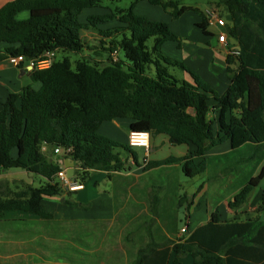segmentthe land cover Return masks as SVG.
<instances>
[{
	"label": "trees",
	"instance_id": "obj_1",
	"mask_svg": "<svg viewBox=\"0 0 264 264\" xmlns=\"http://www.w3.org/2000/svg\"><path fill=\"white\" fill-rule=\"evenodd\" d=\"M148 1L170 11L174 20L188 12L198 14L197 27L205 37H213L199 9L181 6L180 0ZM100 2L15 0L0 9V63L18 56L38 60L48 53L84 55L74 67L67 55L62 60L56 57L49 69H33L31 80L40 88L25 87L1 103L0 171L23 170L45 182L12 191L0 180V214L22 211L52 219L45 199L73 193L66 192L56 179L65 170L62 159L81 164L76 181L82 184L93 172L126 171L127 161L118 151H129L137 161L132 147L99 133L105 122L117 119H130L131 132L166 135L172 144L194 149L184 159L152 162L150 168L182 162L184 173L193 179L211 168L216 172L220 165L237 168L257 160V166L264 160V0L224 3L231 22L229 38L238 43L228 44L235 50L227 55L230 85L224 94L163 53L164 44L180 45V37L169 24L137 15L136 3L128 10L91 14L81 21L83 12L99 7ZM24 12L29 17L19 19ZM88 30L99 35V46L92 47L84 39ZM151 39L155 41L152 49L147 45ZM120 52L125 60L120 59ZM170 68L188 73L193 83L173 76ZM190 108L196 116L188 114ZM213 112L216 119L209 117ZM226 142L231 145L230 153L207 157ZM44 147L60 149V161H50ZM263 181L264 164L229 207L243 209ZM182 200L187 203L185 196ZM64 204L78 206L66 197ZM256 213L246 220L222 221L217 211L208 223L182 237L152 238L129 264H168L171 254L175 255L174 264L187 255L193 257L194 264H264V189Z\"/></svg>",
	"mask_w": 264,
	"mask_h": 264
},
{
	"label": "crops",
	"instance_id": "obj_2",
	"mask_svg": "<svg viewBox=\"0 0 264 264\" xmlns=\"http://www.w3.org/2000/svg\"><path fill=\"white\" fill-rule=\"evenodd\" d=\"M13 1L15 0H0V9ZM225 1L221 3V11H224L229 18L224 6ZM20 15L19 19L23 20ZM219 15L221 16V13ZM199 22V17H196L192 19L191 24L202 33L197 27ZM229 23L227 28H209L213 37L208 38H214L215 47L212 44L213 40L207 39L202 41L198 39L188 43L181 41L180 45L173 42L177 44V49L180 52L186 53L190 58L205 60L207 56V63L203 65L202 62L194 67L189 66V69L200 75L205 81L212 79L214 81L212 87L219 94H224L230 85V80L227 77L226 59L227 55L235 50L219 41V34H226L229 37L230 19ZM198 42H202V44H197ZM166 46L167 43L164 44L162 51ZM201 50H207L210 53L205 56ZM235 67L232 66V68ZM32 71L29 63H23L18 67L11 65L8 59L0 63V107L1 103H4L11 94L19 93L25 87L32 86L36 90L40 88V84H33L31 80ZM181 79L193 83L191 76L186 72ZM209 117L216 119L217 113L213 112ZM131 123L130 119L105 122L99 133L121 145L129 146ZM135 148L144 151L143 163L140 162L139 152H136ZM131 149L136 153L137 161L129 151H118L122 160L127 161L126 171L111 174L102 171L93 172L91 178L83 184L82 190L65 196L68 200L77 203L78 206L71 207L64 204L65 197L45 199L46 207L50 203L49 208L54 207L57 210L56 213H53L48 209L53 214V218L50 220H63L69 224L67 232L69 252L66 256L57 253L56 246L59 241L55 238L59 237L58 232L55 233L56 237L49 233H39L34 238L45 239V241L38 243L24 241L25 256L33 255L28 252L30 247L33 249L30 250L37 253L35 255L37 258H34L35 262L32 264H62V261H66L67 264H129L135 260L140 248L150 242L152 238L160 240L182 237L188 231L192 232L208 223L212 214L217 211L222 221H231L236 218L246 220L257 215L256 210L261 195L258 193V188L264 189V181L256 188L249 203L243 209L235 211L229 207V204L234 201L239 190L253 176L259 174L264 160L256 166L254 172L248 164L237 168L221 165L215 167L216 181L210 186L204 179L197 180L200 176L193 179L188 178L183 171L182 162L154 168L148 167V164L152 162L172 158L184 159L194 151L191 146L174 145L166 135L155 134L151 136L149 149L143 147H132ZM231 151L230 143L226 142L213 148L207 157L220 156ZM43 152L54 163L59 162L62 157L61 153L55 154L54 150L49 147H44ZM62 160L65 168V159ZM65 170L69 175L68 170ZM78 170H80V166L75 162L73 169L75 180ZM33 178V174L23 170L0 171V180L7 190L21 191L30 186L38 187L32 182ZM40 178L42 179L40 183H44L45 180ZM73 196L75 200H73ZM183 196L187 198V203L181 201ZM59 198L62 204L67 206L66 212L59 213L60 205H54L57 204ZM9 212L22 213V211ZM9 212L0 214V222L45 220L26 212H23V215L10 217ZM183 229H186L184 234H182ZM22 231L27 235L26 229L20 232ZM10 232L11 230H8L7 233L0 231V238L6 239ZM36 244L40 246L37 249L34 248ZM0 245L9 246L8 242L2 240H0ZM0 252L3 254L4 250H0ZM0 258L5 257L0 256ZM174 259L175 255L171 254L168 264H174ZM24 262V260L19 261V263ZM180 264H194L193 257L191 255L183 257Z\"/></svg>",
	"mask_w": 264,
	"mask_h": 264
},
{
	"label": "rangeland",
	"instance_id": "obj_3",
	"mask_svg": "<svg viewBox=\"0 0 264 264\" xmlns=\"http://www.w3.org/2000/svg\"><path fill=\"white\" fill-rule=\"evenodd\" d=\"M164 1H170V0H164ZM223 2L224 0H180L181 6L194 7L196 9H199L202 12L209 8L216 9L219 14L221 13L222 18L227 24L226 26L222 28H227V26L230 25V23H229V18L227 17V15L224 13V11H221L222 10L221 3ZM133 3H136L134 12L137 15L145 16L152 21H159V22H164V23L169 24L170 28L172 29L174 33H177L180 38H184L183 40L180 39L182 43L183 42L185 43L193 42L198 39L201 41L207 39V40H213L212 44L214 47L216 46L214 42V38H211V39L208 37L205 38L204 35H202V33H200L199 30L194 28V26L191 24V21L193 18L199 17L198 14L194 12H188L180 20H174L170 14V11L167 12L162 7L151 4L148 0H101L99 7L88 9L83 13V15L81 16V21L85 22L86 18L91 14H105V13H109L112 10L114 11L117 8L128 10L132 6ZM28 17H29L28 13H24L20 15V18L22 19H25V18L27 19ZM209 28L222 29L217 26H210ZM83 37L92 47L99 46L100 37L95 31L93 30L85 31L83 34ZM154 42H155L154 39H151L148 41L147 45L150 49H152V47L154 46ZM197 44H202V42H198ZM163 51L165 55L167 54L169 57L173 59H176L180 62L183 61L182 63L186 62L184 64L188 68L202 64V62H203V65L207 63L208 58L206 55L210 53L207 50H201V53L205 54L206 59L205 60H195L194 58L188 57L186 53L180 52V50L177 49V44L173 42L167 43V46L165 47ZM89 52L92 53V51H89ZM56 55H57L56 56L57 60H62L65 56L68 55L71 61L73 62V67L75 63L78 60H81L84 56V55L65 54V53H58ZM117 56L118 55H116V57ZM119 57L120 59L125 60V55L123 52L119 53ZM98 60L104 62L105 59L98 57ZM170 72L173 76L177 77L178 79H181L184 76V72L179 68H170ZM206 82H208L211 86H213L214 84V81H212V79H207ZM135 151L139 152L140 162L143 163L144 156H145L144 151L136 149V148H135ZM214 157L216 156H212L209 158H214ZM257 162H258L257 160H254L252 163L248 165L253 168L256 166ZM238 167H243V164ZM215 173L216 172H213L211 168L209 172L203 175H200V177H198L197 180L204 179L205 181H207V183L210 186H212L213 184H215V181H216ZM40 180L42 179L38 175H34L32 182L36 186L39 187L41 185ZM13 188H15V186H13ZM260 188H258V193H262L263 191V189L261 190ZM210 189L209 191H211ZM74 198L75 197L73 196V200H75ZM54 205L55 206L60 205L58 207L59 213L66 212V210H68L67 206L62 204V202L60 201V198L57 204H54ZM49 206H50V203L47 204V210L49 209L50 212L52 210L53 213L54 212L56 213L57 210L54 207L49 208ZM16 213H20V212H9L8 214L10 215V217H14V215H23V212L20 214H16ZM25 229L27 231V235L24 234L23 231L20 232L21 230H25ZM68 229H69L68 222L63 221V220H58V221H51V220L50 221L29 220L28 221L26 220L23 222H19V221L0 222V231H6L7 233L8 230H11L9 237H6V239L0 238V240L6 241L9 244L8 247H5L4 245L3 246L0 245V250H4L3 254L0 252V256L5 257L3 259L0 258V264H32L33 262H35L34 258H37L35 256L37 253H34V251H32L33 250L32 247H30V249L32 250L28 249V252L29 254H33V255H28V256L24 255L25 254V252H23L24 245H25L24 241H28V242L36 241L37 243L41 241H45V239L34 238V236L39 233H49L56 237L55 233L58 232L59 237L55 238L59 241L58 246H56L57 253L59 254L61 253V255L66 256L67 252H69V248H68L69 239L67 237ZM39 247L40 246L37 244L34 246L35 249ZM22 260H24L25 262L19 263V261H22ZM62 264H67V262L62 261Z\"/></svg>",
	"mask_w": 264,
	"mask_h": 264
},
{
	"label": "built area",
	"instance_id": "obj_4",
	"mask_svg": "<svg viewBox=\"0 0 264 264\" xmlns=\"http://www.w3.org/2000/svg\"><path fill=\"white\" fill-rule=\"evenodd\" d=\"M204 14L208 20L209 27L217 26L224 27L226 23L224 19L221 18L218 11L214 8H209L204 11ZM220 43H224L226 45L229 44V37L226 34H219ZM238 53V52H235ZM56 53H48L43 58L38 60L26 61V58L23 56L18 57H10L8 61L11 65L18 67L23 63H29L32 69L44 70L52 67L53 63L56 60ZM150 139L151 135L149 132H130L129 136V146L130 147H143L149 149L150 147ZM55 154H60V149H55ZM57 181L62 185L66 192H77L84 188L82 183H79L75 179H71L66 170L58 173L56 177ZM186 232V229L182 230V234Z\"/></svg>",
	"mask_w": 264,
	"mask_h": 264
},
{
	"label": "water",
	"instance_id": "obj_5",
	"mask_svg": "<svg viewBox=\"0 0 264 264\" xmlns=\"http://www.w3.org/2000/svg\"><path fill=\"white\" fill-rule=\"evenodd\" d=\"M230 42L235 44V45L238 44L233 38H230ZM188 114L191 115V116H196L195 109H193V108L188 109ZM64 166H65V169H67L68 172H69L68 176L71 179H75L73 177V173H74L73 169L75 168V161L73 159H71V158H66L65 161H64ZM79 166H81V164H79Z\"/></svg>",
	"mask_w": 264,
	"mask_h": 264
}]
</instances>
